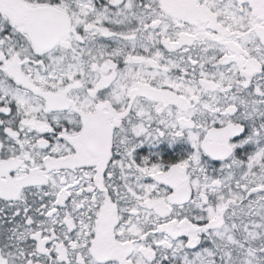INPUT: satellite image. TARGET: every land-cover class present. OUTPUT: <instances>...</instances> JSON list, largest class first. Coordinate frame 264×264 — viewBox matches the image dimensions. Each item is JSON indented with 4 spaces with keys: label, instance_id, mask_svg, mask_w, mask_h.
Instances as JSON below:
<instances>
[{
    "label": "snow or ice",
    "instance_id": "snow-or-ice-1",
    "mask_svg": "<svg viewBox=\"0 0 264 264\" xmlns=\"http://www.w3.org/2000/svg\"><path fill=\"white\" fill-rule=\"evenodd\" d=\"M0 264H264V0H0Z\"/></svg>",
    "mask_w": 264,
    "mask_h": 264
}]
</instances>
